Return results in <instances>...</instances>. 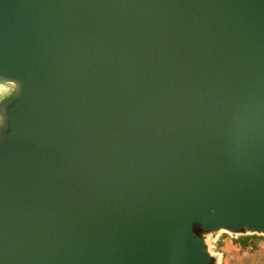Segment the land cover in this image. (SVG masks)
I'll use <instances>...</instances> for the list:
<instances>
[{"label": "water", "instance_id": "95a60500", "mask_svg": "<svg viewBox=\"0 0 264 264\" xmlns=\"http://www.w3.org/2000/svg\"><path fill=\"white\" fill-rule=\"evenodd\" d=\"M264 239V0H0V264H222Z\"/></svg>", "mask_w": 264, "mask_h": 264}, {"label": "crops", "instance_id": "0c3cea01", "mask_svg": "<svg viewBox=\"0 0 264 264\" xmlns=\"http://www.w3.org/2000/svg\"><path fill=\"white\" fill-rule=\"evenodd\" d=\"M219 252L223 254L222 264H264V239L257 242V249L252 252L242 251L232 240L222 239Z\"/></svg>", "mask_w": 264, "mask_h": 264}, {"label": "trees", "instance_id": "16d2710c", "mask_svg": "<svg viewBox=\"0 0 264 264\" xmlns=\"http://www.w3.org/2000/svg\"><path fill=\"white\" fill-rule=\"evenodd\" d=\"M227 238L226 236H224ZM259 240H263V238L259 237H240L236 240H232V242L238 244L242 251L252 252L257 249V242ZM222 241V238L217 243V250H219L220 243Z\"/></svg>", "mask_w": 264, "mask_h": 264}, {"label": "rangeland", "instance_id": "374dc122", "mask_svg": "<svg viewBox=\"0 0 264 264\" xmlns=\"http://www.w3.org/2000/svg\"><path fill=\"white\" fill-rule=\"evenodd\" d=\"M227 237V236H226ZM224 241H228V240H232L231 238H229V237H227V238H225L224 236L223 237H221ZM216 250H217V245H216ZM217 251H219V250H217Z\"/></svg>", "mask_w": 264, "mask_h": 264}]
</instances>
